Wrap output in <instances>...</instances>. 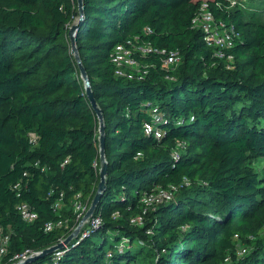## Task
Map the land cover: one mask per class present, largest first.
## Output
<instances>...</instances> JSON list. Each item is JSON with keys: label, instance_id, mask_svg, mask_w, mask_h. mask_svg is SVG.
Masks as SVG:
<instances>
[{"label": "trees", "instance_id": "trees-1", "mask_svg": "<svg viewBox=\"0 0 264 264\" xmlns=\"http://www.w3.org/2000/svg\"><path fill=\"white\" fill-rule=\"evenodd\" d=\"M202 1L84 0L76 46L106 128V190L94 213L102 225L61 257L30 264H264V174L254 167L264 160V0L250 9L244 0H209L216 18L240 33L233 61L215 58L193 28ZM78 20L77 0H0L6 263L65 240L78 226L76 195L90 207L98 190L99 123L69 39ZM136 37L179 51V64L167 71L160 56L138 57L148 66L143 80L117 77L112 54ZM155 106L167 119L160 140L144 130ZM172 186L173 200L145 208V196ZM21 202L38 214L35 222L22 220ZM142 214L143 224L132 222ZM58 221L68 227L45 231Z\"/></svg>", "mask_w": 264, "mask_h": 264}, {"label": "built area", "instance_id": "built-area-1", "mask_svg": "<svg viewBox=\"0 0 264 264\" xmlns=\"http://www.w3.org/2000/svg\"><path fill=\"white\" fill-rule=\"evenodd\" d=\"M235 1H231L229 7H233ZM218 9L226 8L222 3H216L215 5ZM193 28L199 29L203 32L204 43L214 49V57L217 59H226L228 61H233L234 56L231 53L235 47L237 41L240 39V33L238 32L236 26L233 23L226 22L224 20H219L216 18L213 11V5L209 0H203L200 6V10L196 17L192 21ZM154 33L153 29L147 27L144 29V35L150 36ZM149 55L160 56L163 58L162 66L167 71L172 70L180 62V53L177 50H168L165 48L155 47L151 41L145 40L140 42L138 37L126 41V43L119 44L116 46L112 54V63L115 66V74L117 77L125 78L128 80H138L141 81L145 78L148 72V66H142L138 61V57H146ZM168 78H170L168 76ZM171 79V78H170ZM151 120L146 122L144 125L145 134L147 136H152L157 140L162 139L166 133L162 128L163 125L167 123V119L161 114L158 107H153L151 112ZM178 147L180 149L185 148L184 143H179ZM175 161H178L180 156L178 151L173 154ZM96 165V164H95ZM183 184L189 185L188 179L184 178ZM17 191V195L20 196L21 183L14 185L13 187ZM178 190L177 186H172L169 189H162L158 192L147 195L142 200L146 209L154 207L163 202H169L173 200L175 192ZM63 195H61V200ZM59 203L55 206L59 209ZM74 209L77 212V223L83 218V216L88 211L89 207L86 203L82 201L81 194L76 195L74 202ZM146 209L144 214L146 213ZM16 210L22 220L26 223H33L38 219V214L31 208L28 203L21 202L16 206ZM143 215V214H142ZM139 215L133 219L135 224H143L144 215ZM102 225V220L100 217H94V214L85 222L81 228L82 239L89 236L91 232L98 229ZM68 227V223L65 221L49 222L45 226V231L50 232L56 228ZM79 236V235H78ZM77 236V237H78ZM76 237V238H77ZM238 236L236 235V239ZM75 239V238H74ZM63 242V240H61ZM10 243V235L6 234L0 226V264H22L27 262L31 257L38 255L40 252H34L32 250H25L23 253L14 255L6 263V258L8 255ZM68 245L65 246L67 248ZM247 253V249L238 246V255L244 256ZM57 257L63 255L62 250L55 252ZM230 258H227L223 264H229Z\"/></svg>", "mask_w": 264, "mask_h": 264}, {"label": "water", "instance_id": "water-1", "mask_svg": "<svg viewBox=\"0 0 264 264\" xmlns=\"http://www.w3.org/2000/svg\"><path fill=\"white\" fill-rule=\"evenodd\" d=\"M78 2V9H79V20L75 24H73L69 30V39L71 44V52L74 55V58L78 64L81 78L84 83V89L87 96V99L89 100L91 107L93 108L94 112L97 115L98 123H99V157L101 161V167H100V183L98 186L97 193L94 197V199L91 202V205L86 212V214L81 219L80 223L63 242H59L57 245H54L50 248H47L43 251H41L38 255L31 257L27 262L22 264H30L34 262L35 260L42 258L48 254L55 253L56 251L62 250L66 245H68L74 238H76L85 222L89 220V218L95 213L96 207L101 201V198L103 196L104 191L106 190V177L108 175V162L106 159V128H105V121H104V115L102 109L99 107L96 98L94 96V92L92 90V84L90 81V78L88 76V73L82 63V60L79 55L78 48L76 46V36L78 30L82 27L84 23L85 18V12H84V0H77ZM16 264V263H14Z\"/></svg>", "mask_w": 264, "mask_h": 264}, {"label": "rangeland", "instance_id": "rangeland-1", "mask_svg": "<svg viewBox=\"0 0 264 264\" xmlns=\"http://www.w3.org/2000/svg\"><path fill=\"white\" fill-rule=\"evenodd\" d=\"M262 0H244V2L243 3H245V7H247V9H250V7H251V5H253V3L255 2V4L254 5H259V2H261ZM235 7V5H233V7H231V9L232 8H234ZM256 7V6H255ZM261 8L262 9H264V5H261ZM256 9H258V8H256ZM254 167L261 173V174H264V160H262V159H260V161H258V162H256L255 164H254ZM74 212H75V214H76V216L78 215L77 214V212H76V210L74 209ZM78 217V216H77ZM82 219V218H81ZM81 219L78 221L79 223H80V221H81ZM76 221H77V218H76ZM78 223V224H79ZM82 235V233H81V231L79 232V234L78 235ZM64 241V240H63Z\"/></svg>", "mask_w": 264, "mask_h": 264}]
</instances>
